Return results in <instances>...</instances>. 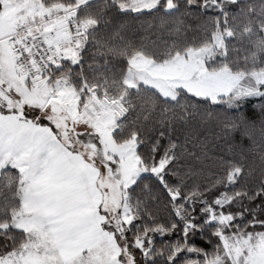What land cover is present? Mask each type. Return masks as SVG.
<instances>
[{
	"label": "snow or ice",
	"instance_id": "snow-or-ice-1",
	"mask_svg": "<svg viewBox=\"0 0 264 264\" xmlns=\"http://www.w3.org/2000/svg\"><path fill=\"white\" fill-rule=\"evenodd\" d=\"M0 264H264V0H0Z\"/></svg>",
	"mask_w": 264,
	"mask_h": 264
}]
</instances>
